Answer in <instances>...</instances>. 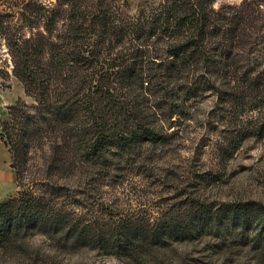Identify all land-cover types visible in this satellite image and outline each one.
Segmentation results:
<instances>
[{
	"label": "rangeland",
	"instance_id": "obj_1",
	"mask_svg": "<svg viewBox=\"0 0 264 264\" xmlns=\"http://www.w3.org/2000/svg\"><path fill=\"white\" fill-rule=\"evenodd\" d=\"M165 1L0 0V205L33 186L45 199L55 191V196L50 195L56 201H51L52 197L49 203L56 202L83 221L98 216L114 225L117 213L123 212L157 223L171 218L176 222L175 217L194 220L192 227L196 230L189 234L186 227L173 226L172 232L160 233L140 263V256H119L80 246L77 231L70 224L52 223L49 218L14 222L16 234L0 244V264H264V235H258L253 227H225L215 219H207V224L202 213L194 210L209 206L216 215L228 204L254 201L264 206V137L247 136L258 119L264 122V104L256 106V91L243 76L250 68L255 69L249 77L264 71V0H207L204 4L213 11L209 28L225 25L235 30L233 36L237 34L234 41L230 37L227 40L234 51L229 79L232 86L235 81L241 84L243 99L237 100L233 94L238 89L226 82L219 80L216 87L209 83L186 103L191 116L171 126L170 131L177 132L173 139L141 143L126 152L121 162L115 158L112 165L102 167V160L91 157L89 162L72 158L63 132L65 125L48 123L53 114L41 105L40 88L18 76L25 50L23 47L21 53L17 52L18 45L43 46L37 60L48 69L55 64L52 44L65 42L73 9L86 15L79 20L86 28L84 42L89 46L96 42H104L107 47L112 44L116 53L122 48L119 34H101L103 24L94 22L96 15L108 12L109 19L120 29L158 9ZM53 12L54 23L49 29L48 16ZM225 15L236 18L229 24L223 20ZM135 37L128 34L123 44L125 41L129 45L128 41ZM166 41L167 38L148 39L146 43L158 49L152 52V59L165 55ZM221 43V36L209 39L212 57H219L213 50ZM222 66L215 63L205 68L211 80ZM57 70L56 86L63 88L64 76L75 73L68 67ZM187 75L186 72L184 77ZM142 90L145 95L146 88ZM261 92L264 97V86ZM162 107L165 112L169 110L167 104ZM28 114L31 120H27L23 132L16 116L25 118ZM5 125L26 137L30 145L24 150L20 168H14L13 153L2 137ZM233 141L238 145L229 148ZM57 187L61 189L55 190Z\"/></svg>",
	"mask_w": 264,
	"mask_h": 264
},
{
	"label": "trees",
	"instance_id": "obj_2",
	"mask_svg": "<svg viewBox=\"0 0 264 264\" xmlns=\"http://www.w3.org/2000/svg\"><path fill=\"white\" fill-rule=\"evenodd\" d=\"M205 2L207 3V0H166L158 9L151 10L137 22H130L120 29L109 19L108 12L96 15V19L93 17L94 22L103 24L100 26L101 34H119L122 48L116 53L112 44L107 47L104 42H96L89 46L84 42L86 28L79 20L86 15L83 11L73 9L64 37L65 42L52 44L56 50L53 57L55 64L49 69L44 68L39 59L37 60L44 50L43 46H30L29 43L18 45L19 53L25 47L23 66H20L21 69L17 68L18 76L40 88L38 94L41 105L53 114L48 118V123L54 121L58 126L65 125L63 132L72 158L79 157L88 161L91 157V160H102L104 167L108 163L115 164V158L121 162L125 159L126 152L141 143H165L173 139L177 132L170 131L171 126L176 121L191 116L186 103L195 94L203 91L209 83L216 87L219 80L226 82L232 89H238L233 96L237 100L243 99L241 84L235 81L232 86L229 79L234 51L233 45L228 47L227 40L230 37L234 41L237 34L233 36L235 30L225 25L209 28L212 19L210 13L213 11L205 8ZM55 14L56 12H53L48 16V28L54 23ZM235 18L225 15L223 20L231 24ZM131 33L136 35L135 39L128 41L129 45H125V41L123 44L124 38ZM212 36H215V39L219 36L223 38V43L213 50L219 54L216 58L212 57V51L208 47ZM151 37L160 41L168 39L165 55L161 59L157 56L151 58L152 52L158 51L154 44L146 43ZM100 38L105 40L102 35ZM45 42L47 44V41ZM215 63L217 67L220 63L223 66L215 70L218 76L211 80L207 75L209 71L205 68ZM61 66L68 67L75 75L66 74L63 78L64 87L58 88L56 72H59L57 68ZM200 68L206 71L203 72ZM254 69L250 68L243 76L246 78L244 80H249L248 86L255 89V102L256 106H259L264 104L261 92L264 86V71L249 77ZM186 72L188 75L184 77ZM241 83L246 85V81L241 80ZM143 87L146 88L145 95ZM143 97L150 105L145 104ZM152 99L156 100L155 103ZM165 104L169 105L166 112L162 107ZM175 115L176 119L173 120ZM16 117L22 126L21 131L26 132L25 124L27 120H31L30 114L25 118L20 115ZM259 120L251 126L252 130L247 132V136L264 137V122ZM2 137L13 153L16 161L14 168L22 167L26 155L24 150L30 146L27 138L7 125L3 127ZM229 145V148H233L238 142L233 141ZM71 163L75 164L74 161ZM17 174L19 175V171ZM32 187L22 189L18 198L0 205V244L16 234V223H30L49 218L52 223L73 226L77 231L76 239L80 246L96 247L119 256H140V263H143L146 251L155 244V239L160 233L172 232L173 226L186 227L185 230H188L189 234L196 230L192 227L194 220L184 221L175 217L176 222L171 218L157 223L123 212L117 213L118 219L114 225L102 221L98 216L83 221L60 207L61 205H56V202L49 203L55 196V191L50 193L53 196L49 194L50 197L45 199L44 194L37 193ZM59 189L61 188H55ZM51 201H56L55 197ZM194 210L202 213L205 222L207 219H215L225 227L231 224L233 228L238 225L243 228L253 227L258 235H264V206L257 202L228 204L216 215L211 212L212 208L209 206L202 205ZM204 226L201 225L200 229L203 230Z\"/></svg>",
	"mask_w": 264,
	"mask_h": 264
}]
</instances>
